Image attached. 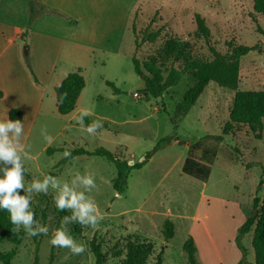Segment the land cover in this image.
Wrapping results in <instances>:
<instances>
[{"label":"rangeland","instance_id":"obj_1","mask_svg":"<svg viewBox=\"0 0 264 264\" xmlns=\"http://www.w3.org/2000/svg\"><path fill=\"white\" fill-rule=\"evenodd\" d=\"M127 8L133 13L131 25H136L140 35L148 26L161 31L158 42L140 48L139 58L145 59L161 48L166 35L171 34L189 41L196 57L211 61L213 57L205 42L195 36V14H199L211 31V43L221 54L239 45L257 47L240 59L238 90H264V17L254 12L253 0H131ZM130 29L121 55L106 64L99 60L88 64L87 89L79 107L69 115H60L56 93L49 87L45 109L40 115L27 118L20 139L28 169L24 177L26 188L45 175L70 182L77 173L92 174L96 187L87 195L102 218L95 227L80 224L82 233L72 236L83 245L82 253L53 246L50 241L59 220L55 191L50 188L47 194L34 193L31 210L40 225L48 228V233L30 236L22 226L17 228L23 236L18 246L9 240L1 243L4 252L16 250L12 264H35L36 260L37 264H50L51 254L52 264H96L90 247L94 238L107 255L106 264H122L129 242L153 246L148 264H155L161 252L163 264H188L183 246L189 237L197 246L199 264H238L241 260L236 242L239 228L254 211L255 198L264 200V184L260 186L261 179L264 180V133L262 140L254 139L246 129L223 142L202 140L207 135L222 134L236 93L215 82L209 83L184 117H177L176 111L186 92L195 85L192 76L184 75L162 98L145 97L141 93L144 82L132 63L135 45ZM10 37L6 34L5 40ZM18 44L25 67L26 63L32 67L28 44L21 41ZM64 55L66 59L69 56L67 51ZM70 67L64 63L57 73ZM25 69L30 82L35 83ZM45 73L46 69L38 70L37 80L44 82ZM106 81L114 82L120 93H114ZM84 111L103 125L94 134H89L86 126L78 122V114ZM46 136L51 137V142ZM168 136L178 141L160 149L143 168L131 171L123 193L113 187L117 178L115 165L103 157L84 155L58 164L66 157L65 152L76 148L94 151L100 147L122 160L138 162ZM199 142L201 145H197ZM48 147L65 151L49 156ZM204 148L217 152L206 182L182 171L190 151L201 160ZM166 221H171L174 227V237L169 242L163 235ZM252 239L253 232L242 241L250 264L255 263ZM118 251L122 252L120 257L116 255Z\"/></svg>","mask_w":264,"mask_h":264},{"label":"trees","instance_id":"obj_2","mask_svg":"<svg viewBox=\"0 0 264 264\" xmlns=\"http://www.w3.org/2000/svg\"><path fill=\"white\" fill-rule=\"evenodd\" d=\"M27 4L28 20L24 37L31 30L34 22L44 15L61 16L59 12L53 10L38 0H25ZM253 9L256 14L264 17V0H253ZM196 33L195 36L201 38L213 59L211 61L198 58L192 52V46L189 41L182 40L180 37L167 34L164 44L161 48L148 55L145 59L137 56L140 48L145 44H154L160 39L161 31H154L151 27H147L143 34H139L136 25L132 26L134 36L135 50L132 54V63L135 73L144 82V88L141 93L145 96H151L155 99L162 98L164 93L171 87L176 86L184 75L192 76L195 79V85L190 88L182 102L178 105L177 117H184L190 109L196 104L206 87L211 82H215L221 87L235 90L233 104L230 110L229 119L224 124L221 135H207L202 140H213L215 142H223L226 137H236L243 132L244 129L249 131L254 139L262 140L264 133V90L257 91H241L238 90L240 82V59L246 56L250 51L256 50L257 47L239 45L232 48L226 54H221L211 43V31L201 15L195 14ZM26 68L34 77L35 83L39 81L29 63ZM107 86L111 87L114 93L119 94L120 89L114 82L106 81ZM86 86L82 70L71 72L68 76L55 88L57 110L60 115H69L75 111L78 99ZM2 96V92H0ZM82 112L78 114L80 117ZM9 119L20 120L22 122L23 113L18 109H13L9 113ZM93 118L89 115L84 117L83 124L87 127L93 122ZM176 128V126H175ZM178 141L173 136L161 139L157 145L150 151L146 152L143 158L134 162L129 166V161L120 159L115 153L100 147L94 151H88L84 148H76L69 152L59 166L67 163L69 160L78 156H95L103 157L113 163L117 169V178L114 181V189L118 193H123L127 184V179L131 171L143 168L151 158L162 148L170 145L173 141ZM201 145V142L197 143ZM64 148L48 147L46 154L49 156L57 152H64ZM217 152L204 148L202 151V159L197 160L192 151L186 158L182 171L198 180L206 182L212 172L211 162L216 157ZM9 167L11 165H8ZM26 168L25 175H28ZM264 176V173H263ZM264 184L261 179L260 186ZM20 195H24L23 189L17 190ZM254 211L246 219L239 228L236 239L237 246L242 253V258L238 264H250L247 261V249L243 245V238L247 234L253 232L252 247L255 255L254 264H264V200L259 198L254 200ZM257 210V214H255ZM59 216L57 228L61 227V219L64 216H70L72 213L65 209L60 211L56 208ZM68 233L71 236L82 233L79 223L69 222ZM164 238L169 242L174 237V227L171 221H166L163 230ZM22 234L17 231V226L13 225L10 220V214L7 210H0V262L2 264H12L16 256V250L4 252L1 250V243L9 240L18 246L22 241ZM91 252L95 256L96 264H106L107 255L102 251V245L94 238L91 243ZM187 255L188 264H199L197 260L198 249L192 237H189L183 246ZM154 253V248L149 243L129 242L125 246V254L122 258V264H148L150 257ZM121 251L117 252L120 257ZM163 253L161 252L155 264H163ZM54 261V255L51 254L50 264ZM37 264V260L36 263Z\"/></svg>","mask_w":264,"mask_h":264},{"label":"crops","instance_id":"obj_3","mask_svg":"<svg viewBox=\"0 0 264 264\" xmlns=\"http://www.w3.org/2000/svg\"><path fill=\"white\" fill-rule=\"evenodd\" d=\"M38 1L61 16H41L24 37L28 20L26 1L0 0V120L9 119L13 109L23 113L22 124L27 118L40 115L50 96L48 88L52 86L55 92L68 74L81 68L86 86L78 99V108L87 89L88 64L94 60L106 64L121 55L126 33L131 31L133 13L127 8L131 0ZM6 34L12 36L8 41ZM20 41L29 46L35 73L46 69L47 77L44 82L39 78L40 85L31 83L27 76ZM65 51L69 54L67 59ZM64 63L70 64V69L57 73Z\"/></svg>","mask_w":264,"mask_h":264},{"label":"clouds","instance_id":"obj_4","mask_svg":"<svg viewBox=\"0 0 264 264\" xmlns=\"http://www.w3.org/2000/svg\"><path fill=\"white\" fill-rule=\"evenodd\" d=\"M87 111L81 113L79 123L83 125ZM100 121H93L86 127L89 134H94L102 128ZM11 134V135H10ZM23 134V124L20 120H0V210H7L11 223L17 228L23 227L30 236L47 234L48 228L40 225L31 210L33 194H47L49 189L55 191L54 202L60 211L71 210L70 216L61 219V227L55 230L51 244L57 247L69 248L73 253H82L85 249L68 233V225L79 223L95 227L102 218L94 201L87 195L96 187L92 174L77 173L70 181H62L52 175H45L42 179L34 180L29 187H25L24 177L26 155L21 151L20 139ZM46 139L51 142V137ZM70 155L65 152V156ZM134 161L129 162L132 166ZM8 165H11L10 167ZM18 189L24 190L20 195Z\"/></svg>","mask_w":264,"mask_h":264},{"label":"water","instance_id":"obj_5","mask_svg":"<svg viewBox=\"0 0 264 264\" xmlns=\"http://www.w3.org/2000/svg\"><path fill=\"white\" fill-rule=\"evenodd\" d=\"M255 214H257V210H255Z\"/></svg>","mask_w":264,"mask_h":264}]
</instances>
